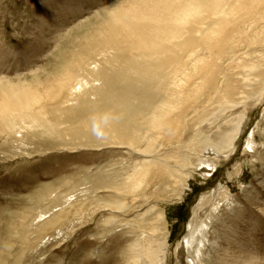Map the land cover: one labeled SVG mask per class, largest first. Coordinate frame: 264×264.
<instances>
[{"label": "rangeland", "instance_id": "obj_1", "mask_svg": "<svg viewBox=\"0 0 264 264\" xmlns=\"http://www.w3.org/2000/svg\"><path fill=\"white\" fill-rule=\"evenodd\" d=\"M128 1L0 0V102L10 86L24 88L47 104L54 91L52 78L65 63L74 68L90 63L95 74L108 70L105 62L112 51L104 49L107 24ZM95 84L105 87L96 77L88 87ZM200 99L204 97L194 101ZM240 102L218 112L220 104L212 98L190 111L192 118L198 114L188 118L186 127L174 134L162 130L147 159L152 160L150 177L135 202L117 190L145 159L129 148L106 141L104 135L93 142L77 136L76 122L50 133L0 129V264H127L129 254L133 264H145L130 251L157 246L165 237L162 263L194 264L195 259L196 264H217L211 241L231 219L227 203L220 204L219 221H206L201 259H196V245L188 252L180 244L188 235L193 209L210 194L242 201L244 213L254 218L255 257L264 262V216L243 199L253 186L264 206V191L257 183L264 176V100ZM244 115L247 122L235 149L215 153L206 137ZM252 134L255 145L249 148ZM139 146L145 149L147 143ZM167 165L173 173L169 184L160 178Z\"/></svg>", "mask_w": 264, "mask_h": 264}, {"label": "bare ground", "instance_id": "obj_2", "mask_svg": "<svg viewBox=\"0 0 264 264\" xmlns=\"http://www.w3.org/2000/svg\"><path fill=\"white\" fill-rule=\"evenodd\" d=\"M104 39V49L112 51L105 62L110 71L95 74L96 66L90 63L81 62L78 68L65 63L52 78L54 91L47 104L24 88H4L0 129L11 133L19 129L50 133L59 125L76 122L80 127L77 136L84 135L93 142L104 135L106 141L129 148L145 158L125 179L124 188L117 189L133 196L132 202L139 199L137 192L150 177L152 160L147 159L162 130L174 134L186 127L188 118H192L188 116L190 111L204 107L215 97L220 104L218 112L240 105L241 100H264V0H131L115 11ZM94 77L103 80L105 87H88ZM197 96L204 99L194 101ZM186 105L187 110H183ZM247 118L244 115L229 119L228 128L206 137L212 140L210 146L216 148L215 153L235 149ZM131 123L142 127L134 130ZM253 137L252 134L249 138V148H254ZM144 142L147 146L141 149L139 145ZM171 171L168 165L161 171L160 178L167 184ZM257 183L264 191V176ZM252 189L250 186L246 190L243 199L256 205L264 216V206L255 198L258 191ZM221 196L210 194L200 198L193 209L188 235L180 243L182 249L191 252L196 245V259L202 258L204 245L199 244H204L203 236L209 228L206 221H219L220 204L227 203L231 219L220 234H212L217 264H264L255 257L256 246L251 243L256 240L254 218L244 213L242 201ZM166 238L157 246L147 244L144 249L130 252L135 254L134 259L145 260V264H164L161 257L166 250ZM129 255L125 262L133 264Z\"/></svg>", "mask_w": 264, "mask_h": 264}]
</instances>
